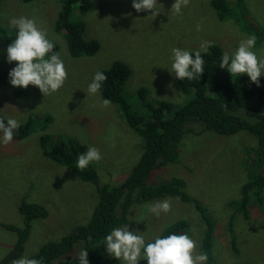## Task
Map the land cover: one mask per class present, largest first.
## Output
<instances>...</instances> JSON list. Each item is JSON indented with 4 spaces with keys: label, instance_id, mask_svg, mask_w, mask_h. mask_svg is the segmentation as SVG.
<instances>
[{
    "label": "rangeland",
    "instance_id": "1",
    "mask_svg": "<svg viewBox=\"0 0 264 264\" xmlns=\"http://www.w3.org/2000/svg\"><path fill=\"white\" fill-rule=\"evenodd\" d=\"M92 1L93 10L82 19L86 23L84 38L99 40L101 49L94 56L74 59L64 37L55 31L60 9L58 0H37L30 5L20 0H0V25H8L12 16L33 18L54 46L59 47H54L53 51L64 61L67 73L62 87L46 95L29 85L24 89L25 96L21 97L17 94L19 87L0 85V114L17 118L20 126L27 122L37 125L29 137L0 144V264L5 261L12 264L9 255L19 238L18 233L5 229L1 223L20 229L26 227L27 221L19 212L24 202L44 205L49 211L46 218H34L30 222L31 235L23 253L27 257L37 252L43 243L59 241L73 232L72 229L90 222L99 202L93 183L82 181L68 167L47 158L41 138L48 140V149L55 146L57 139L75 140L86 148L88 145L97 147L102 158L91 162L88 168H94L100 183L110 184V188L120 186L132 168L147 155L143 139L127 125L118 105L112 102L103 105L100 91L86 95L87 84L96 71L107 70L116 61L124 62L132 70L123 91L132 106L141 101L140 90H146L148 101L167 100L179 105L186 100L181 80L165 68L170 66L172 47L198 49L201 41H209L210 46L219 45L222 53H231L240 39L254 34V51L264 52V41L260 40V36H264V0H224L230 8L224 20L218 18L212 5L214 0H186L179 14L169 10L173 0H159L162 7L156 17L148 16L150 11L134 16L136 10L131 0ZM108 10L114 12L116 19L108 16ZM121 12L128 15L125 22H122ZM252 26L259 34L253 33ZM14 64L7 62L0 36V71L8 73ZM47 118L50 120L45 121ZM44 123L47 127L41 133L38 126ZM187 126L197 132L201 130L198 122ZM194 137L189 143L186 140L185 147L187 144L188 147L181 152L180 160L164 167L161 177L184 179L189 196L201 200L209 209L217 225L213 244L216 264H264L261 208L248 207L250 221H246L243 213L236 214L233 228L235 235L240 236L236 249L231 246L228 230L230 215L243 197L242 185L249 177L244 168L245 159L251 155L254 159L258 142L247 131L233 136L208 131ZM260 173L264 176V167ZM167 199L170 209L159 217L147 211V205L156 201L133 205L134 213L127 216L125 224L150 240L175 222L187 220L191 224L190 236L196 241L194 252L199 253L202 232L206 229L204 220L190 202ZM79 249L80 244L72 255ZM116 264H120L119 260ZM139 264L147 262L141 260Z\"/></svg>",
    "mask_w": 264,
    "mask_h": 264
},
{
    "label": "trees",
    "instance_id": "2",
    "mask_svg": "<svg viewBox=\"0 0 264 264\" xmlns=\"http://www.w3.org/2000/svg\"><path fill=\"white\" fill-rule=\"evenodd\" d=\"M20 1L30 5L37 0ZM58 4L60 9L55 31L64 37L70 56L76 59L87 54L98 53L101 49L100 41L92 39L88 43L89 40H85L86 23L82 20L88 12L93 10L94 2L92 0H58ZM212 5L219 19L224 20L230 14V8L224 0H214ZM120 15L122 22H125L127 15L123 12ZM108 16L116 19L113 11L108 10ZM252 28L253 33L259 34L256 27L252 26ZM14 30L8 25H0L4 50L14 38ZM260 40L264 41L263 35L260 36ZM221 54L222 48L219 45L209 46L207 53H201L205 71L201 77H194L191 81L181 80V88L186 95V100L178 103L179 105L167 100L148 101L146 90H140L141 101L132 106L123 92L126 82L132 75L131 68L124 62L116 61L109 69L102 71L107 77L99 90L103 99L107 98L120 107L127 125L143 139L147 155H144L132 168L120 186L110 188V184L100 183L94 168L87 166L84 169H76L77 155L84 152L86 146L75 140L65 142L57 139L53 143L55 146L48 149V140L46 142L44 138H41L43 152L47 158L68 167L73 175L82 181L93 183L99 194V202L90 222L72 229L73 232L65 234L66 236L64 235L65 237L63 236L59 241L43 243L29 258L40 259L42 264H78L80 250L88 249L89 264H116L118 259L104 252L101 243L103 236L112 227H119L127 222V216L134 213L133 205L176 198L193 204L200 219L204 220L206 229L202 232L203 242L199 252L208 254L207 264H216L213 243L217 225L209 209L201 200L189 196L184 179L161 177L164 167L180 160L181 152L188 147V144L185 147L186 140L189 143L195 138L194 136L208 131L220 136H233L247 131L258 142L254 159L252 155L245 159L244 168L249 177L242 185L241 204L234 206L235 212L230 215L228 223V230L234 243L232 246H238L240 236L235 235L233 228L236 214L243 213L246 221H250L249 206H258L264 213V176L260 173L261 168L264 167V112L262 111L264 78H259V86L251 82L245 74H242L240 78H231L229 73L219 67ZM61 57L64 59L63 53ZM0 85L12 87L8 82V73L0 71ZM17 94L21 96V88L18 89ZM49 120L50 118H47L45 121ZM196 122L201 124V130L198 132L187 126ZM36 126L34 122H27L20 126L12 140L25 139ZM46 127L47 124L44 123L39 125L38 129L41 131ZM19 212L27 221L23 229L1 223L5 229L14 231L19 236L14 247L15 252L9 255L10 260L23 255L31 235L32 219L46 218L49 213L44 205L26 202L20 206ZM169 232H187L190 235L192 234L191 224L187 220H179L168 226L160 235H167ZM79 244L80 249L77 254L72 255ZM2 264H6V261Z\"/></svg>",
    "mask_w": 264,
    "mask_h": 264
},
{
    "label": "clouds",
    "instance_id": "3",
    "mask_svg": "<svg viewBox=\"0 0 264 264\" xmlns=\"http://www.w3.org/2000/svg\"><path fill=\"white\" fill-rule=\"evenodd\" d=\"M182 2L186 3V0H173L169 10L179 14L182 10ZM159 4H161L159 0H131V6L136 10L134 16H137L141 11H150L148 16L156 17L161 12L159 8L162 6ZM8 26L15 29L14 38L5 49L7 62H15L8 71L9 84L12 87L21 88V97L25 96L24 89L29 85L36 86L44 95L60 89L67 76L65 64L59 54L53 51L54 42L48 38L46 31L39 27L33 18L23 15L10 17ZM196 30L199 31L198 24ZM90 42L89 40L88 43ZM209 46V41H201L198 49L189 50L181 46H174L170 49V66L165 68L179 80L191 81L194 77H201L205 71L201 53H207ZM255 47L256 37L254 34L240 39L231 53L224 51L221 54L220 69L229 73L231 78H240L242 74H247L249 80L259 86V78L264 76V52L254 51ZM94 55L93 53L87 54L88 57ZM102 71H96L93 74L87 84L86 95H94L99 92L102 82L107 78ZM109 103L107 98L102 99L103 105L107 106ZM20 124L21 121L17 118L0 114V144L12 141ZM44 130L45 128L41 130V133ZM37 132L39 131L34 133ZM101 158L99 149L88 145L84 152L77 155L75 167L78 170L84 169L91 162L99 161ZM241 198L237 201L239 204H241ZM169 209L170 202L167 198L147 205L148 213L156 217H159L162 212L167 213ZM101 243L104 252L112 258L118 259L120 264H139L141 260H146L147 264H207L208 260L206 252H194L196 241L187 232H169L167 235H157L146 242L141 231L130 230L129 224H125L112 227L103 236ZM230 243L231 246L234 245L232 238ZM232 248L236 249L237 245ZM87 255L88 249H81L78 255V264H89ZM12 264H42V261L21 255L14 259Z\"/></svg>",
    "mask_w": 264,
    "mask_h": 264
}]
</instances>
